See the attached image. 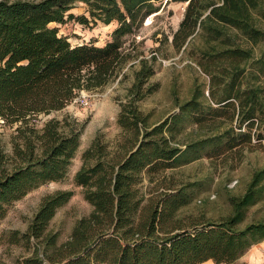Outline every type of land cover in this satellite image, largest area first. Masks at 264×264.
I'll return each instance as SVG.
<instances>
[{"label":"trees","instance_id":"16d2710c","mask_svg":"<svg viewBox=\"0 0 264 264\" xmlns=\"http://www.w3.org/2000/svg\"><path fill=\"white\" fill-rule=\"evenodd\" d=\"M162 1L0 0V117L17 124L10 152L0 140V223L31 189L64 178L80 147L84 122L53 116L39 126V115L63 109L81 90L104 88L131 62L140 64L118 115L125 140L111 149L97 135L74 175L92 210L60 240L51 223L74 190L45 195L27 229L10 233L11 242L30 250L23 264H239L264 240L263 219L245 223L264 199V166L242 194L230 196L231 210L219 218L183 211L193 200L189 185L145 186L162 183L167 169L264 140V0H171L187 3L172 44L191 46L211 83L208 95L201 91L152 124L138 101L155 88L148 81L158 56H142L128 36ZM78 2L86 13L72 11ZM72 19L117 25L104 45L72 44L53 25ZM194 131L198 137L190 138Z\"/></svg>","mask_w":264,"mask_h":264},{"label":"rangeland","instance_id":"374dc122","mask_svg":"<svg viewBox=\"0 0 264 264\" xmlns=\"http://www.w3.org/2000/svg\"><path fill=\"white\" fill-rule=\"evenodd\" d=\"M186 6V2L163 0L160 2V10L151 14L135 34L128 36L129 41L134 38L132 44L138 51L143 52L142 56L151 57L154 53L158 56L156 72L148 81V85H154L155 88L138 101L139 108L152 124L180 112L181 104L201 91L209 94L211 76L198 64L195 50L191 46L177 50L171 41L184 17ZM72 11L76 14L86 13L85 4L78 2ZM260 24L264 27V21ZM53 25H58L60 33L67 35L72 44L93 41L97 45H104L111 39L117 21L87 25L72 19ZM130 64L104 88L81 90L63 109L39 115V126L53 116L63 118L70 115L79 122H84L81 144L64 178L31 189L9 206L0 223V264H23L24 257L30 254L28 246L23 242L10 241V233L13 230L23 232L27 229L45 195L58 189L74 190L71 199L58 209L51 223V228L60 232V240L67 239L76 221L92 210L91 203L85 198L83 187L76 184L74 175L82 164L83 150L97 135H101L111 149H118L125 140L127 133L118 123V115L122 104L127 100L129 88L135 81V72L140 67L138 61L134 65ZM83 94L89 101L87 105L78 100ZM16 126L17 124H10L0 117V140L9 152L13 149ZM191 128L192 124L189 125V129ZM188 136L197 138L198 133L194 131ZM184 138L189 139L185 135ZM263 166L264 140L254 141L252 144L228 150L223 155H205L167 169L162 183L146 181L145 186L167 189V186L189 185L188 190L192 193L193 200L183 211L207 218H219L230 212V196L242 194L254 171ZM258 219L264 220V199L249 209L245 223ZM243 262L264 264V240L252 246L238 263ZM203 264H212V261Z\"/></svg>","mask_w":264,"mask_h":264},{"label":"built area","instance_id":"2783aa9c","mask_svg":"<svg viewBox=\"0 0 264 264\" xmlns=\"http://www.w3.org/2000/svg\"><path fill=\"white\" fill-rule=\"evenodd\" d=\"M85 94H83L78 100L84 104L87 105L89 103L88 99L84 98Z\"/></svg>","mask_w":264,"mask_h":264},{"label":"crops","instance_id":"0c3cea01","mask_svg":"<svg viewBox=\"0 0 264 264\" xmlns=\"http://www.w3.org/2000/svg\"><path fill=\"white\" fill-rule=\"evenodd\" d=\"M207 261H212V264H215L213 260H207ZM207 261H205V262H207ZM205 262H202V263H200V264H203V263H205Z\"/></svg>","mask_w":264,"mask_h":264}]
</instances>
